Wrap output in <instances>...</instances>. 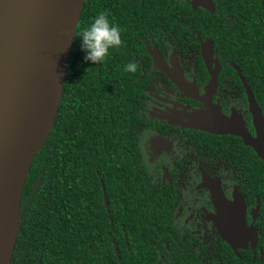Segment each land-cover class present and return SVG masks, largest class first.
Returning a JSON list of instances; mask_svg holds the SVG:
<instances>
[{
    "label": "trees",
    "instance_id": "16d2710c",
    "mask_svg": "<svg viewBox=\"0 0 264 264\" xmlns=\"http://www.w3.org/2000/svg\"><path fill=\"white\" fill-rule=\"evenodd\" d=\"M213 2L214 13L203 8L193 11L189 0H86L54 127L25 182L26 210L11 264H182L177 249L182 240L162 234L170 232V224L160 204L141 187L145 182L129 172L133 165L128 168L124 161L98 155L115 152L117 146L108 143L113 132L108 133L109 119L103 114L104 87L98 81L97 64L85 62L79 38L100 12L122 29V45L110 51L102 63L103 73L104 64L115 55L122 57V66L137 63L134 56H146L142 35H166L173 41L171 47L181 41L188 50L195 49L199 34L213 40L218 54L229 56L241 68L264 111V0ZM236 163L248 177L241 185L251 187L248 190L260 198L264 234V160L249 149V155Z\"/></svg>",
    "mask_w": 264,
    "mask_h": 264
},
{
    "label": "flooded vegetation",
    "instance_id": "af4514ba",
    "mask_svg": "<svg viewBox=\"0 0 264 264\" xmlns=\"http://www.w3.org/2000/svg\"><path fill=\"white\" fill-rule=\"evenodd\" d=\"M196 38L195 49L186 50L181 41L171 47L173 41L166 35H142L146 56H134L138 59L135 73L125 72L123 59L117 55L104 64L103 73L102 64L97 63L98 81L104 87L100 90L103 114L109 119L108 133L113 132L108 143L117 146L115 152L98 155L124 161L128 168L133 165L129 172L145 182L141 187L160 204L162 216L170 224V232L162 234L182 240L181 249L177 248L182 264H264L260 198L248 190L251 187L241 185L248 177L245 170L234 166L236 159L249 155V149L264 158L242 136L229 134L230 130L258 137L242 78L247 79L229 56L218 54L213 40L199 34ZM208 42L212 43V57L203 52V44ZM154 49L159 53L158 65L151 54ZM88 90L92 94V88ZM204 118L216 133L189 126L194 119H200L198 124ZM260 140L262 143V137ZM95 175L105 203L104 181L99 171ZM211 180L221 186L226 216L219 215L211 190L205 186ZM236 190L245 199L246 223L256 231L247 236L256 235V239L235 250L225 237L229 238V201Z\"/></svg>",
    "mask_w": 264,
    "mask_h": 264
},
{
    "label": "water",
    "instance_id": "95a60500",
    "mask_svg": "<svg viewBox=\"0 0 264 264\" xmlns=\"http://www.w3.org/2000/svg\"><path fill=\"white\" fill-rule=\"evenodd\" d=\"M85 2L0 0V264L12 263L26 210L22 206L25 182L54 127ZM191 5L194 11L199 7L215 11L213 0H192ZM203 52L205 57H212V43L203 44ZM151 54L160 64L158 51L154 49ZM242 79L258 137L252 139L230 130L229 134L242 136L245 144L264 158V118ZM194 120L189 126L216 133L208 128L207 118L198 124L200 119ZM216 182L207 181L205 186L211 190L219 215L226 216L227 205ZM105 203L108 209L106 196ZM246 210L245 199L236 190L233 201H229V238L225 237L235 250L256 239V235L247 236L256 231L246 223Z\"/></svg>",
    "mask_w": 264,
    "mask_h": 264
},
{
    "label": "clouds",
    "instance_id": "9594fccd",
    "mask_svg": "<svg viewBox=\"0 0 264 264\" xmlns=\"http://www.w3.org/2000/svg\"><path fill=\"white\" fill-rule=\"evenodd\" d=\"M122 29L112 22L106 12L93 17L91 23L80 32L79 43L84 52L85 62L103 63L110 51L122 45ZM123 70L129 73L137 71L135 62H128Z\"/></svg>",
    "mask_w": 264,
    "mask_h": 264
}]
</instances>
